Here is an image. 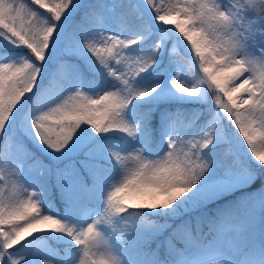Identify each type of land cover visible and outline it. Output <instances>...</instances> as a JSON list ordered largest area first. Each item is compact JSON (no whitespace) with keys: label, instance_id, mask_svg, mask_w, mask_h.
I'll use <instances>...</instances> for the list:
<instances>
[{"label":"snow or ice","instance_id":"6c2138e0","mask_svg":"<svg viewBox=\"0 0 264 264\" xmlns=\"http://www.w3.org/2000/svg\"><path fill=\"white\" fill-rule=\"evenodd\" d=\"M0 264H264V0H0Z\"/></svg>","mask_w":264,"mask_h":264},{"label":"trees","instance_id":"16d2710c","mask_svg":"<svg viewBox=\"0 0 264 264\" xmlns=\"http://www.w3.org/2000/svg\"><path fill=\"white\" fill-rule=\"evenodd\" d=\"M186 75H187V78H188L189 80L194 79V78H196V71H194V69H193V70L187 72ZM186 107L189 108V109H194V108H196L195 105H187ZM193 131L195 132L196 129L194 128ZM225 148H229V146L227 147V146L224 145V146H222L221 149L217 150L216 155H217V158H218V159L221 157V155H222V153H223V151H224ZM34 150H35V149H34ZM5 151H7V149H5ZM37 154L39 155V153H37ZM43 159H45V161L47 162L46 158H43ZM248 192H250V191H248ZM248 192H246V193H248ZM244 194H245V193L243 192V193H241V194H239V195H235V196H231V197L225 198V200L220 201V203H225L226 201H236L238 198L242 197ZM155 219H157L160 223H163V222H164V219L161 218V217H157V218H155ZM170 231H171V229H169V230L167 231V232H168V235H166V236L163 238L162 246L160 247V252H161V253H163V251H164V242H165V240L167 239V237L169 236ZM157 238H158V237H157ZM53 246H54V247H61V246H60L59 244H57V243H54ZM150 249H151V250H156V249H157V244H155V242H153V243H152V247H151Z\"/></svg>","mask_w":264,"mask_h":264},{"label":"rangeland","instance_id":"374dc122","mask_svg":"<svg viewBox=\"0 0 264 264\" xmlns=\"http://www.w3.org/2000/svg\"><path fill=\"white\" fill-rule=\"evenodd\" d=\"M41 11H43V10H41ZM185 43H186V42H185ZM180 52H184L183 47H181ZM178 59H181V57L178 56ZM197 69H198V64H196V68L194 69V71H196ZM196 75H197V72H196ZM195 107H196V108H201V109H203V108H205L206 106H205V105H195ZM206 117H207V113H205V118H206ZM225 124H227V121H225ZM196 130H197V129H196ZM228 132H229V136H230L231 139H232V144H231V145H225V146H227V147L229 146V147H231V148L234 149V150H242L241 144L237 143V136L233 134L234 130H233L230 126H229V128H228ZM238 139H239L240 141L243 140L242 136H239ZM245 147H246V146H245ZM258 187H259V183L257 182L256 185H253L252 187H249V188L243 189L242 191L235 192V193H233V194L227 196L226 198L231 197V196H235V195H239V194H241V193H243V192H244V193H246V192H248V191L253 192V191H255ZM166 232H167V231L163 232L159 237L161 238L162 236H164V235L166 234ZM159 237H158V238H159ZM158 240H159V239H158ZM154 241H155V240H154ZM154 241H152V242H154ZM160 241H161V240H160ZM49 242L52 243V244L56 243V241H55L54 238H53L51 241H49ZM152 242H151V244H152ZM151 244H150V246H151ZM158 245L160 246V242L158 243Z\"/></svg>","mask_w":264,"mask_h":264}]
</instances>
